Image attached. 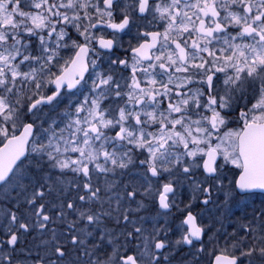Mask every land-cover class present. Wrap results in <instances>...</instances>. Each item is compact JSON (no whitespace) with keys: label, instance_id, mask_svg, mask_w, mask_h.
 I'll return each instance as SVG.
<instances>
[{"label":"snow or ice","instance_id":"6c2138e0","mask_svg":"<svg viewBox=\"0 0 264 264\" xmlns=\"http://www.w3.org/2000/svg\"><path fill=\"white\" fill-rule=\"evenodd\" d=\"M0 264H264V0H0Z\"/></svg>","mask_w":264,"mask_h":264}]
</instances>
